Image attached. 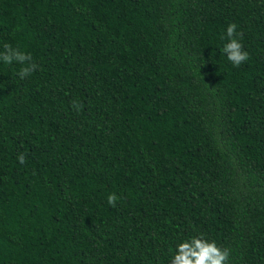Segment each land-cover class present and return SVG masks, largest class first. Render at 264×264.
Returning <instances> with one entry per match:
<instances>
[{
  "label": "trees",
  "instance_id": "obj_1",
  "mask_svg": "<svg viewBox=\"0 0 264 264\" xmlns=\"http://www.w3.org/2000/svg\"><path fill=\"white\" fill-rule=\"evenodd\" d=\"M4 43L38 68L0 65V264H264V0H0Z\"/></svg>",
  "mask_w": 264,
  "mask_h": 264
},
{
  "label": "clouds",
  "instance_id": "obj_2",
  "mask_svg": "<svg viewBox=\"0 0 264 264\" xmlns=\"http://www.w3.org/2000/svg\"><path fill=\"white\" fill-rule=\"evenodd\" d=\"M218 45L219 56L233 68L241 66L248 60L249 53L242 44V33L235 22H229L224 27ZM0 65L15 66L13 80L23 81L30 77L38 68L32 54L19 45L4 43L0 46ZM72 108L79 111L80 104L74 100ZM20 164L25 163V154L19 153L16 157ZM107 204L115 207L120 197L115 192L107 194ZM168 264H226L230 251L221 247L216 240L209 239L204 233H196L178 239L169 248Z\"/></svg>",
  "mask_w": 264,
  "mask_h": 264
}]
</instances>
